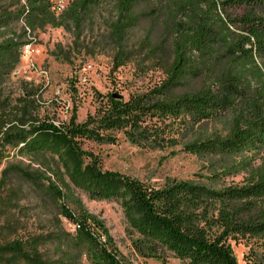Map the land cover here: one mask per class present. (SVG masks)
<instances>
[{
  "label": "trees",
  "instance_id": "obj_1",
  "mask_svg": "<svg viewBox=\"0 0 264 264\" xmlns=\"http://www.w3.org/2000/svg\"><path fill=\"white\" fill-rule=\"evenodd\" d=\"M104 2L112 4L104 40L113 68L135 62L161 72L163 82L128 102L109 98L97 112L98 122L91 118L66 133L42 126L59 136L32 139L37 92L21 83V95H15L12 82L28 39L46 28L73 31L80 39ZM148 119L184 124L193 138L185 149L206 163L208 176L155 188L104 173L92 162L85 178L57 147L97 124L103 131H127L129 142L144 147L140 129ZM211 123L223 131L209 134ZM0 142L22 146L18 155L39 167L30 171L22 162L9 163L2 172V216L18 206L22 197L17 203L14 197L23 195L22 187L49 182V172L63 190L56 188L54 196L77 210L76 223L91 242L98 240L88 223L113 247L73 190L91 201L118 202L139 236L132 247L143 260L170 254L187 264H238L231 244L245 241L263 249V255L246 258L247 264H258L264 258V160L254 165L244 156L264 146V0H73L60 15L50 0H0ZM239 176L240 183L227 182ZM26 227L16 221L12 233ZM66 239L59 221L38 235L4 237L0 264H77L82 254ZM99 254L108 264H123L114 248L101 246Z\"/></svg>",
  "mask_w": 264,
  "mask_h": 264
},
{
  "label": "rangeland",
  "instance_id": "obj_2",
  "mask_svg": "<svg viewBox=\"0 0 264 264\" xmlns=\"http://www.w3.org/2000/svg\"><path fill=\"white\" fill-rule=\"evenodd\" d=\"M72 1L50 0L57 15L62 14ZM112 15V4L104 2L80 39L73 31L52 28L36 32L28 39L30 51L26 54L27 49H24L12 82L15 84V95H21V83L37 92L32 100L35 119L32 139L54 140V136H59L55 131L42 130V126H52L66 133L68 129L85 125L91 118L95 119L92 123L98 122L97 112L107 107L109 98L119 96L128 102L131 97L143 95L163 82L161 72L138 67L135 62L118 70L113 68V53L105 47L104 40L106 24ZM187 129L180 121L148 119L140 129L144 132L142 140H146V146L139 147L128 141L127 131H103L97 124L81 135H68L72 143H59L57 147L72 159L73 167L85 178L89 177V167L94 162L104 173H117L147 186L163 188L174 181L198 180L208 176L206 163L185 149L193 140ZM222 131V126L213 123L208 128L209 134ZM21 147H2L0 142V180L2 172L17 162L31 167L30 171L39 169L29 158L18 155ZM244 157L254 165L260 164L264 160V146L252 149ZM51 162L54 164L55 160ZM47 177L49 182L34 180L33 186L22 187L23 195L14 197L16 203L22 197L18 206L9 209L4 216L0 212V240L4 237L14 239L38 235L43 230H52L59 221L71 250L82 254L77 264H108L100 257L101 246L109 250L114 248L123 264H187L170 254L147 260L139 258L132 247V242L139 236L128 224L120 204L91 201L77 190H73L74 198L82 203L88 216L103 225L113 247L105 245L107 238L89 223L87 230L95 234L97 243L83 235L82 229L74 232L79 223L78 212L70 203L54 196L56 188L61 192L63 190L56 177L49 172ZM242 179L239 176L227 182L240 183ZM135 218L139 219L138 213ZM16 221L27 227L14 235ZM231 246L238 264H247L246 258L252 252L263 255V249L253 242L240 241ZM258 264H264V258Z\"/></svg>",
  "mask_w": 264,
  "mask_h": 264
},
{
  "label": "built area",
  "instance_id": "obj_3",
  "mask_svg": "<svg viewBox=\"0 0 264 264\" xmlns=\"http://www.w3.org/2000/svg\"><path fill=\"white\" fill-rule=\"evenodd\" d=\"M29 51H30V47L29 46H27V51H26V54H28L29 53ZM14 75H17V71H15L14 72ZM74 231H79V230H81V226L78 224L77 226H75L74 227V229H73Z\"/></svg>",
  "mask_w": 264,
  "mask_h": 264
},
{
  "label": "water",
  "instance_id": "obj_4",
  "mask_svg": "<svg viewBox=\"0 0 264 264\" xmlns=\"http://www.w3.org/2000/svg\"><path fill=\"white\" fill-rule=\"evenodd\" d=\"M114 99H117V100H123L122 97H119V96H113Z\"/></svg>",
  "mask_w": 264,
  "mask_h": 264
},
{
  "label": "bare ground",
  "instance_id": "obj_5",
  "mask_svg": "<svg viewBox=\"0 0 264 264\" xmlns=\"http://www.w3.org/2000/svg\"><path fill=\"white\" fill-rule=\"evenodd\" d=\"M25 49H27V48H25ZM74 232H77V231H74Z\"/></svg>",
  "mask_w": 264,
  "mask_h": 264
}]
</instances>
